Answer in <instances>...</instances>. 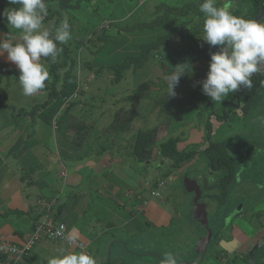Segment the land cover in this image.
<instances>
[{"label":"rangeland","instance_id":"374dc122","mask_svg":"<svg viewBox=\"0 0 264 264\" xmlns=\"http://www.w3.org/2000/svg\"><path fill=\"white\" fill-rule=\"evenodd\" d=\"M183 2L74 0L76 7L67 12L59 10L57 3L51 4L55 14L43 23L50 30L68 17L71 39L65 44H70L73 50L80 91L79 98L65 105L48 126L50 134H46V124L33 112L48 101L51 85L31 96L23 95L19 75L11 72L18 69L6 61V53L0 57V138L16 132L24 134L15 140L17 143L10 154L0 155L1 175L8 167L16 169L19 164L24 168L20 175L23 184L30 187L33 181L39 194L47 200L55 199L57 194L60 199L69 200L60 219L73 225V236L86 245L85 249H78L77 254L85 252L96 264H161L167 253H172L178 263L195 262V248L205 235V229L192 218L194 195L184 188L186 175L202 185V202L208 206L209 227L217 236L198 264H246L239 247L245 243L243 250L254 248L256 235L260 236L259 231L264 230V114L261 110L245 116L232 104L224 106L232 94L222 104L203 95L199 82L206 79L207 72L195 67L206 68L204 62L181 77L175 89L176 98L167 96V75L157 66L158 58L150 60L137 72L128 71L121 82H115V73L110 69L136 54L141 44L165 34L178 21L174 19L168 27L154 33L127 32V28L152 21L156 7L161 4L176 6ZM0 3L6 4L7 0ZM6 31L19 36V32L7 24ZM4 36V32L0 33V39ZM101 37L104 39L99 40ZM171 56L165 58L170 72L183 64L179 57ZM150 63L154 65L155 78L147 82V77L153 74L149 71ZM42 64L49 71V63ZM149 87L157 90L151 91ZM223 111L227 119L217 120ZM119 112H129L133 119L127 131L121 127L123 118H118ZM69 118L77 122L78 132L63 140L61 127ZM210 124L212 132H209ZM155 127H159L158 146L170 138L178 139V149H197L200 151L197 158L180 167L172 166L171 161H162L157 154L147 161L138 160L131 154L137 134ZM43 128L46 130L42 132ZM210 144L220 145L233 163L232 182L224 198L215 183L227 170L211 168L204 153ZM107 155L116 156L120 161L106 162ZM61 166L67 174L83 177L85 188L82 192L75 191L77 201L65 188L64 176H60ZM158 179L163 181L158 187L161 197L151 198L152 186ZM105 184L120 191L122 205L108 199ZM139 191L151 201V206L143 212L134 208L137 202L134 193ZM126 192L131 193V201L123 196ZM218 212L222 213L221 218H226V227L218 220ZM117 213L122 214H119L121 218L136 220L135 226L120 227L114 218ZM170 217L174 218L171 222ZM247 238L250 241L246 242ZM263 255L264 247L258 250L256 259L261 261ZM44 257L49 261L48 255ZM30 261L44 264L34 255Z\"/></svg>","mask_w":264,"mask_h":264},{"label":"trees","instance_id":"16d2710c","mask_svg":"<svg viewBox=\"0 0 264 264\" xmlns=\"http://www.w3.org/2000/svg\"><path fill=\"white\" fill-rule=\"evenodd\" d=\"M45 2L48 10V15L44 18L45 21L53 18L55 14L51 9V4L57 3L59 10L66 12L76 7V5H74V0H45ZM201 2L202 0H184L183 3L176 6L161 4L156 7L152 21L138 23L127 28V32L154 33L168 27L174 19L178 21L176 26L170 28L165 34L157 36L154 41L141 44L138 47L136 46L138 51L136 54L126 57L119 64L112 65L110 69L115 73V82H121L128 71L134 70V72H137L154 58H158L156 62L157 66L161 68L165 75H168L171 68L165 63V58L171 54L173 55L171 57H179V59L183 61V64H189L191 68L204 62L207 66L206 68H195L203 72H208L210 53L218 51V49L207 45L202 40L203 18L198 10ZM225 2L226 0H217V6H222ZM231 2L233 4H231L232 7L230 11L234 15L244 19H253L264 4V0H231ZM12 7L17 6L10 5L8 2L6 4L0 3V9L2 10L0 13ZM261 22L264 23V19ZM6 24V20L0 16V33L4 32L5 36L9 34V32L6 31ZM54 29L55 27L53 25L50 31L54 32ZM102 39L104 38H99V40ZM178 41H180V44L177 43ZM175 43L176 45H174ZM58 47L62 48L63 51L59 53L55 62H53L50 57L41 58L42 62L49 63V79L45 81V88L49 87L48 84H50L52 89L49 90L50 97L48 101L39 105L36 111L33 112L37 118L49 124L53 123L60 110L67 105L65 99L79 91L80 87L78 75L74 72L75 59L72 57L73 50L70 44H58ZM163 50L165 53H162ZM11 72L17 75L20 74L18 70ZM50 79L52 80L51 83ZM58 83H60L59 86H57ZM252 85L251 89L241 87L239 91L232 93L229 101L224 103V106L226 104H232L234 108L241 109L245 116L259 110L264 114V74H253ZM56 87L59 88L56 89ZM117 116L120 119L123 118L121 127H124L123 130L127 131L133 120L129 112H119ZM227 116V113L223 111L222 114L217 117V120H226ZM208 128L209 132H212L211 124ZM158 135L159 127L139 132L135 139L134 149L131 154L140 161L150 160L157 154L162 158V161H171L172 166L180 167L194 161L200 153L197 149L179 150V140L174 138L161 142L158 146ZM211 152H213V154H211ZM204 153L210 160L211 168L214 170H217V168H225L227 170V174H225L224 177L216 179L215 183V187L221 189L219 190L222 192L221 198H224L227 188L232 182V160L220 145L210 144L205 149ZM205 182H207V180ZM161 183V180L155 182L153 190L158 191L157 188L161 186ZM33 184L34 182L32 181V185ZM213 197L215 199L217 198L216 195ZM257 252L253 257L254 264H264V255L261 261L257 260ZM243 260L246 264L248 263V254H245Z\"/></svg>","mask_w":264,"mask_h":264},{"label":"clouds","instance_id":"9594fccd","mask_svg":"<svg viewBox=\"0 0 264 264\" xmlns=\"http://www.w3.org/2000/svg\"><path fill=\"white\" fill-rule=\"evenodd\" d=\"M17 7L0 13L7 26L19 32L18 37L9 33L0 39V57L6 53V61L19 71L18 82L25 96H31L45 87L49 72L41 58L50 57L55 62L63 51L58 47L71 39L68 17L61 20L54 32L45 27L43 21L48 15L45 0H7ZM231 0L217 6V0H202L199 12L202 14V40L217 48L210 53L209 70L202 82V93L212 102L221 103L243 88H252L253 74L264 72V23L244 19L230 11ZM7 37V39L5 38ZM14 39L19 42L13 43ZM189 64L174 68L166 76L167 96L176 98L175 89L181 77L190 72ZM48 264H96V260L85 252L69 253L50 258ZM161 264H178L172 253H167Z\"/></svg>","mask_w":264,"mask_h":264},{"label":"crops","instance_id":"0c3cea01","mask_svg":"<svg viewBox=\"0 0 264 264\" xmlns=\"http://www.w3.org/2000/svg\"><path fill=\"white\" fill-rule=\"evenodd\" d=\"M154 63L155 62H153V64ZM153 64L150 63L149 71H150V73H153V74L150 75L149 77H147L148 78L147 82H151L150 80L151 79L153 80L155 78V72H154V65ZM200 68L204 69L205 67L200 65ZM159 77H161V76H158V78ZM144 85H146V84H144ZM149 88L151 91L157 90V88H155V87H149ZM79 91H80V89H79ZM79 91H77L75 94H73V95H76V97L72 98L71 100L79 98V94H78ZM71 97H69V98H71ZM69 98H66V99H69ZM71 100L68 102L69 104L72 103ZM67 107L68 106H66V108ZM69 119L70 120H68V121L65 120L68 123H66V125L64 123L61 127L63 130V133H62L63 140L65 139V136H68V135H71L75 132L76 133L78 132V131H76V128H75V125L77 122H74L71 118H69ZM41 121H43V120H41ZM44 124H46V126H47L46 128L48 131L45 128H43L42 132L44 130H46V134H50L51 131H50V128L48 126L51 124L46 123V122H44ZM54 124H56V123H54ZM56 126H57V124H56ZM23 136H24V134L16 132V134L7 135L6 138H0V147H2V149H0V155L5 156V155H7L8 152H9L8 154H10L12 147ZM10 137H12L11 140H10ZM27 139H28V137H27ZM5 140H8L9 142H7L5 144L3 142ZM15 140H17V141L15 142ZM34 147H35V145H34ZM8 148L10 149L9 151H7ZM115 159H116L115 162L120 161L119 158L116 156L107 155L105 157L106 162H109V163H112ZM110 165H109V167H110ZM4 168L5 167H3L2 170H4ZM22 168L23 167L21 165L19 167V164L16 166V169H12V168L8 167L7 169H5V174L1 175V166H0V220H3V222L0 221V238L2 239V241L6 242V243H14V244H18V245H23L25 243V241L29 240L32 237V235L34 234L35 228L37 226H40L41 224H44L48 220L53 221V223L56 226L60 223L65 224L67 231H66V238L63 240H49V241H47V239H44L42 237L39 238L35 242V244L33 245L29 254L27 256H25L24 259L19 264H31L30 263L31 262L30 261L31 255H34L35 258L41 260V263L45 264V261L48 262V260H45L46 259L45 257L43 258L44 255H48V257L50 259V258H53V256L58 257L60 255L61 256L67 255L69 253H78V249L79 250H81L83 248L85 249L86 245L82 241L78 240L76 236H73V233H74L73 225H71L70 223H67L65 221H62L60 219L61 213H62L63 209L65 208L67 201H69V200L65 201V200L60 199L58 194H57V197L53 200L45 199L42 195L39 194V191H37L35 185L28 187L29 185H25L22 183L21 176H22V172L24 171V168L23 169ZM63 169H64L63 166H61L60 176H64L65 188H68L71 191V192H69V194H72L71 196H75L74 199L76 198V201H77L78 197H76L77 192H75V191L82 192L83 188H85L83 177H81L79 174L78 175L67 174V171L64 172ZM107 170H112V169H107ZM158 181H160V180L158 179L155 182H158ZM153 186H154V184H153ZM98 187H99V185L96 186L95 190H97ZM103 187L105 188V192H107V194H108L109 200H111L112 202H114L117 205L123 204L122 200L120 199V195H119L120 191L117 192V188L116 189L111 188L110 185L108 186L107 184H105ZM27 188L32 189V191H28ZM38 189H40V188H38ZM130 194L131 193L126 192L123 194V196L131 201L132 198H130ZM134 195H135L134 197L137 200V202L134 204L135 209L143 212L151 206V201L148 200L146 197H143L140 191L135 192ZM160 197H161V195H160ZM160 197L151 196V198H155V199L156 198L159 199ZM39 202H40V204H39ZM119 214L120 213H117L114 216V218L116 219L117 223H119L120 227H121V225H129L132 227L135 226L134 223L136 220L128 219V217L121 218L120 215H122V214H120V215ZM130 216H132V215H130ZM192 218H193V216H192ZM172 220H174V218L170 217L169 221L171 222ZM196 222H198V221H196ZM226 226H227V224H225L224 227H226ZM260 233L264 235V230H262ZM71 241H76L79 245L76 246L74 243H71ZM248 241H250V239L247 238L246 242H248ZM50 242H52V243H50ZM116 242H117V240H116ZM61 247H64V249H60ZM239 248H241V247H239ZM104 250H106V246L104 247ZM116 252H118V251H116ZM102 261H104V260H102Z\"/></svg>","mask_w":264,"mask_h":264},{"label":"built area","instance_id":"2783aa9c","mask_svg":"<svg viewBox=\"0 0 264 264\" xmlns=\"http://www.w3.org/2000/svg\"><path fill=\"white\" fill-rule=\"evenodd\" d=\"M144 1L145 0H140L142 3ZM75 97L76 95H73L71 98L66 99V103ZM160 195L161 194L158 191L153 190L151 192V196L153 197H160ZM66 231L65 224L60 223L56 226L53 221L48 220L44 224L37 226L32 237L25 241L23 245L6 243L0 238V264H19L24 257L29 254L33 245L39 238L42 237L47 240H63L66 238ZM71 243H74L76 246L79 245L76 241H71Z\"/></svg>","mask_w":264,"mask_h":264},{"label":"water","instance_id":"95a60500","mask_svg":"<svg viewBox=\"0 0 264 264\" xmlns=\"http://www.w3.org/2000/svg\"><path fill=\"white\" fill-rule=\"evenodd\" d=\"M257 22H260L264 19V4L262 5L260 11L257 15L253 18ZM264 74V72H262ZM184 188L187 192L193 193V218L199 222V224L204 227L205 235L199 239L197 242L195 251L197 255V260L192 264H198L200 261L203 260L207 247L213 238V231L209 227V218H208V211L207 206L205 203L201 202L203 198V190L201 184L194 179H191L188 175L184 177ZM260 248V245L257 244L250 252L249 255V263L254 264L253 262V255L256 250ZM178 264H187V263H178Z\"/></svg>","mask_w":264,"mask_h":264},{"label":"flooded vegetation","instance_id":"af4514ba","mask_svg":"<svg viewBox=\"0 0 264 264\" xmlns=\"http://www.w3.org/2000/svg\"><path fill=\"white\" fill-rule=\"evenodd\" d=\"M206 180H207V178H204V182H205ZM201 187H202V185H201ZM202 189H203V188H202ZM216 200H217V198H216ZM201 202H202V200H201ZM214 202L217 203L216 201H214ZM206 206H207V203H206ZM207 207H208V206H207ZM207 211H208V209H207ZM208 214H209V213H208ZM221 214H222L221 212H218V213H217V215L219 216L218 220L222 221L223 225L225 226L226 223H225L224 220H225L226 218H224V217L221 218ZM208 216H209V215H208ZM208 218H209V217H208ZM222 219H223V220H222ZM223 221H224V222H223ZM212 231H213V229H212ZM261 231H262V230H261ZM261 231H259V233H258V234H260V236H259V235H256V237H255V241H256L255 245L259 244V245H260V248L264 246V235H262V234L260 233ZM205 233H206V232H205ZM203 236H204V235H203ZM262 236H263V237H262ZM261 237H262V238H261ZM260 238H261V239H260ZM256 239H257V240H256ZM212 240H214L215 242H216V240H217V236H215L214 233H213V238H212ZM212 240H211V241H212ZM261 240H262V241H261ZM210 243H211V242H210ZM210 243H209V244H210ZM244 246H245V243H244V245L241 246V249H240V250L243 251L241 254H244V255H245V254H248V260H247V261H248V264H249V255H250V252H251V250H252L253 248L248 249L247 251H245V250H243V249H244ZM260 248H259V249H260ZM259 249H258V250H259ZM256 252H257V250L254 252V254H255ZM253 256H254V255H253ZM196 257H197V256H196Z\"/></svg>","mask_w":264,"mask_h":264}]
</instances>
